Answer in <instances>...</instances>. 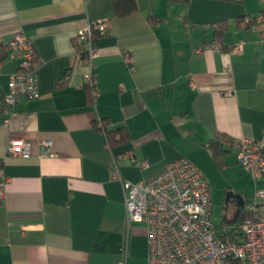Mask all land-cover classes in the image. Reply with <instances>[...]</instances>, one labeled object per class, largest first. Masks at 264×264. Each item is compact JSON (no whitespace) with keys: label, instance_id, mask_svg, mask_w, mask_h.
I'll return each instance as SVG.
<instances>
[{"label":"crops","instance_id":"crops-1","mask_svg":"<svg viewBox=\"0 0 264 264\" xmlns=\"http://www.w3.org/2000/svg\"><path fill=\"white\" fill-rule=\"evenodd\" d=\"M136 1L135 13L115 19L112 0H0V44L18 33L33 42L40 85L38 98L7 110L20 62L0 51V264H149L147 227L127 224L111 158L131 154L119 167L138 182L181 156L201 167L222 135L264 138V0ZM97 20L107 26L93 43V97L77 44ZM215 42L220 50L207 49ZM103 119L130 140L110 147ZM17 140L30 144L29 158L9 155ZM229 155L237 161L231 149L216 159Z\"/></svg>","mask_w":264,"mask_h":264},{"label":"built area","instance_id":"built-area-1","mask_svg":"<svg viewBox=\"0 0 264 264\" xmlns=\"http://www.w3.org/2000/svg\"><path fill=\"white\" fill-rule=\"evenodd\" d=\"M248 22L249 19H245L244 25ZM106 26L105 20L92 21L80 34L89 58L87 86L93 97L97 96L98 84L93 63L97 50L92 31L97 29L103 33ZM4 45L8 57L20 62L19 70L10 75L9 90L4 96L6 109L12 110L23 99L39 97L38 64L34 44L23 33L16 34ZM222 45L211 43L207 49L220 50ZM244 47L242 40L233 45L231 51L240 55ZM98 125L102 127V122L98 121ZM42 146L46 156L52 155L50 142L44 141ZM226 147L235 153L237 162L255 182L264 181V138L232 139ZM9 155L29 158L30 144L12 141ZM130 157L131 154L111 158V179L122 185L127 224L142 223L147 227L149 264H264V188L257 189L244 206L246 215L239 227L233 224L220 231L212 221L210 182L191 160L181 156L168 163L159 175L132 182L123 177L119 167L120 159ZM141 166L146 167L147 163L143 162ZM3 197L4 190L0 185V199Z\"/></svg>","mask_w":264,"mask_h":264},{"label":"rangeland","instance_id":"rangeland-1","mask_svg":"<svg viewBox=\"0 0 264 264\" xmlns=\"http://www.w3.org/2000/svg\"><path fill=\"white\" fill-rule=\"evenodd\" d=\"M201 167L199 168L206 175L212 189L213 223L220 231L226 226L232 227L229 222H232L235 217L236 207H234L233 202H230L229 209L226 208L227 196L233 193L242 196L245 200L248 198L246 207L248 201L255 195L256 190L264 188V181L255 182L253 177L235 161L233 155H229L224 159L210 158L209 161L202 162Z\"/></svg>","mask_w":264,"mask_h":264},{"label":"trees","instance_id":"trees-1","mask_svg":"<svg viewBox=\"0 0 264 264\" xmlns=\"http://www.w3.org/2000/svg\"><path fill=\"white\" fill-rule=\"evenodd\" d=\"M174 3H188L191 0H170ZM113 8H114V18L115 19H121L124 17H127L133 13H135L138 10V5L136 0H112ZM152 19V16L150 17ZM242 20H245V18H241L238 20V22H242ZM224 23V22H223ZM222 22H218L215 25L216 30V36H223L224 30L227 29V26H225ZM254 24V19L250 18L247 28L251 27ZM224 25V27H223ZM101 32L99 30H93L92 31V40L93 43L98 39L99 36H101ZM80 37V36H79ZM79 39V43L77 44V52L80 55V57L87 60L88 55L87 51L84 48V42ZM4 49H6L4 44H0V51L2 53L4 52ZM3 58L2 54L0 58ZM90 91V89H89ZM101 130H103L107 136V139L109 141L110 147H116L120 144L127 143L130 140V132L127 129V127H119L116 129H109L108 128V122L107 120H102V127H100ZM232 143V139L227 136H221V138L213 139V141L210 144V148L212 150L213 156L216 158L220 156L223 153H226L229 149L225 148L226 144ZM2 167V162L0 161V169ZM245 211L244 208H241L238 215L233 219L232 222H229V224H234L237 227H239V223L242 221V219L245 217ZM224 224V223H223ZM227 225V224H226ZM231 234V233H230ZM232 235V234H231ZM233 237V236H232ZM232 240L237 241L235 238H232Z\"/></svg>","mask_w":264,"mask_h":264},{"label":"water","instance_id":"water-1","mask_svg":"<svg viewBox=\"0 0 264 264\" xmlns=\"http://www.w3.org/2000/svg\"><path fill=\"white\" fill-rule=\"evenodd\" d=\"M230 197H233V198L236 200V202H237V207H238L237 212H239L240 209L244 207V201H243V198H242L240 195H235V194H233V193H230V194L227 196L226 203H228Z\"/></svg>","mask_w":264,"mask_h":264},{"label":"flooded vegetation","instance_id":"flooded-vegetation-1","mask_svg":"<svg viewBox=\"0 0 264 264\" xmlns=\"http://www.w3.org/2000/svg\"><path fill=\"white\" fill-rule=\"evenodd\" d=\"M231 200V198L229 199V201ZM229 201H228V203H229ZM235 202H236V200H234ZM228 203H227V205H228ZM236 206H237V202H236Z\"/></svg>","mask_w":264,"mask_h":264}]
</instances>
